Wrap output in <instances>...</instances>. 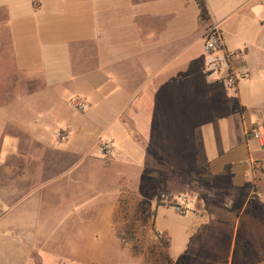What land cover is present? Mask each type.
Wrapping results in <instances>:
<instances>
[{
    "label": "crops",
    "instance_id": "1",
    "mask_svg": "<svg viewBox=\"0 0 264 264\" xmlns=\"http://www.w3.org/2000/svg\"><path fill=\"white\" fill-rule=\"evenodd\" d=\"M38 1L36 9L34 0H0V264L49 261L38 255L39 231L76 216L87 177L79 169L102 160L109 139L117 156L102 160L107 192L96 193L113 200L93 206L110 215L98 228H133V201L121 198L136 191L168 239L173 264L180 235L184 264H264V147L251 134L258 127L264 136V0H204L209 20L198 0ZM213 24L225 52L237 54L234 89L207 78L213 58L204 43ZM138 166L156 184L152 193L120 173ZM65 176L63 198L73 207L66 217L55 216L59 209L47 222L19 216L38 213L26 206L31 189L42 197ZM183 195L193 201L179 214L184 227L158 229L160 209L173 210ZM75 239L65 242L62 261L99 264L101 242L90 239L81 254Z\"/></svg>",
    "mask_w": 264,
    "mask_h": 264
},
{
    "label": "rangeland",
    "instance_id": "2",
    "mask_svg": "<svg viewBox=\"0 0 264 264\" xmlns=\"http://www.w3.org/2000/svg\"><path fill=\"white\" fill-rule=\"evenodd\" d=\"M159 136V135H158ZM32 156L29 157V160ZM28 160V161H29ZM102 160L108 165L111 158H105L102 153ZM102 160H95V162H86L83 164L79 172L80 174H85V185L80 186V199H83L79 204V212L76 213L75 217H71L70 220H67L58 228L57 225L48 224L50 230L39 231L41 236L38 240V250L39 254L48 253L49 261L40 260L38 264H72L67 261H62L61 257L63 256V249H67V240L70 236V241L72 239L79 238L76 244L82 252L81 254L89 253L90 243L89 240L92 239V243H100L97 246L96 250V259L99 264H162L163 263V254L164 250L159 248V237L154 228V218L155 215L152 212H149L146 203L144 206L140 205V199L136 191H128L124 193L121 200L122 201H133L134 207L133 212L128 213V220L131 219L133 223V228L125 229L124 224H111V228L99 227L100 219L104 216L109 218L110 215H98L92 212L93 206L104 208L106 203L113 200V197L100 198V195L96 193L97 190H105L107 192V185L103 184L101 179L105 166H102L104 163ZM136 167H124L121 169V174L135 179L137 188L141 193H152L153 189L156 187V184L151 181L149 173L146 171L147 167L138 166ZM117 173V172H116ZM70 176L59 177L55 179L54 183L47 189L43 190L42 194L44 196L40 197L37 191L33 188L31 189V198L29 199L26 206L30 209H38L37 212H30L26 210L23 214L19 216L27 218L35 217L42 222L49 221L48 215L51 214L53 209H59L55 216L56 217H66L71 208V203H65L63 198L64 186L67 187V183ZM168 187L172 192L177 191L176 183H168ZM190 196V193H186ZM178 198L175 199V201ZM28 200V199H26ZM77 200V199H74ZM37 201V203H36ZM39 201L41 204L39 205ZM73 201V200H71ZM175 201L171 205L172 209L175 205ZM74 202V201H73ZM11 204L8 203V205ZM74 204V203H73ZM137 205V206H136ZM65 206V207H64ZM74 206V205H73ZM35 207V208H33ZM99 210L100 208H97ZM143 210V211H142ZM183 216V215H182ZM31 219V220H32ZM120 220V219H119ZM118 220V221H119ZM36 219H34V222ZM184 218H181L179 213L173 210L160 209L157 215V227L162 231L173 232L174 229L177 232L181 231V228L185 225ZM102 226L104 222H101ZM47 223H45L46 225ZM47 225V226H48ZM92 227V228H91ZM52 228H54L52 230ZM46 230V229H45ZM44 233V236L42 234ZM47 234V235H46ZM180 234V233H179ZM164 240L167 239L165 235ZM172 236V235H171ZM48 239H47V238ZM50 238V239H49ZM173 238V236H172ZM175 240L174 245V255L178 264H184V259H179V257H186V255H178L183 249V235H180ZM72 250V245H71ZM180 251V252H179ZM178 255V256H177ZM45 257V256H44ZM94 257V256H93ZM65 258L66 255H65ZM187 258V257H186ZM58 259L59 261H56ZM34 264V263H32ZM74 264V263H73Z\"/></svg>",
    "mask_w": 264,
    "mask_h": 264
},
{
    "label": "built area",
    "instance_id": "3",
    "mask_svg": "<svg viewBox=\"0 0 264 264\" xmlns=\"http://www.w3.org/2000/svg\"><path fill=\"white\" fill-rule=\"evenodd\" d=\"M206 53L213 58L207 69V78L211 79L214 76V82L224 85L228 89H234L239 81V78L231 71L230 64L237 54H229L224 50V36L218 24L211 25L205 35L204 43ZM76 110L85 112L86 106L81 100H76L73 103ZM251 134L264 147V136L261 134L258 127L251 129ZM67 136L59 135L60 141H65ZM102 153L105 158L114 159L117 156L115 143L113 139L103 141L101 144ZM264 170V164L261 166ZM193 201L188 196H180L175 201L173 209L180 215H185L189 212Z\"/></svg>",
    "mask_w": 264,
    "mask_h": 264
},
{
    "label": "trees",
    "instance_id": "4",
    "mask_svg": "<svg viewBox=\"0 0 264 264\" xmlns=\"http://www.w3.org/2000/svg\"><path fill=\"white\" fill-rule=\"evenodd\" d=\"M35 8L38 9L40 7V3L38 0H34ZM198 6L201 11V16L204 20H209V12L207 9V4L204 0H198ZM209 182V181H208ZM159 237V248L160 250H164L163 254V263L162 264H173V261L169 255V249H170V243L168 239L164 240V236H161V234H157Z\"/></svg>",
    "mask_w": 264,
    "mask_h": 264
}]
</instances>
